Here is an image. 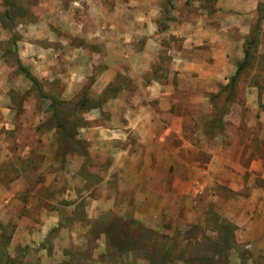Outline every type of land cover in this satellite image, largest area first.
Listing matches in <instances>:
<instances>
[{
  "label": "rangeland",
  "instance_id": "1",
  "mask_svg": "<svg viewBox=\"0 0 264 264\" xmlns=\"http://www.w3.org/2000/svg\"><path fill=\"white\" fill-rule=\"evenodd\" d=\"M174 1H167L169 10ZM187 1L185 9L193 13L199 30L194 33L196 72L226 57L235 70L245 48L250 64L231 97L223 87L234 70L220 80L177 79L169 70L182 44L179 37L168 36L167 49L154 64L160 68L150 72H167L156 85L158 94L150 96L137 86L132 90L138 97H123L124 111L122 104L96 111L98 121L113 132L124 130L120 122L131 118L140 104L148 119L141 126L144 138L118 134V142L108 148L111 156L106 146L65 141L53 126L50 98L61 102V120L77 132L85 116L96 114L93 107L79 106L83 98L97 101L88 96L92 80L65 90L62 77L71 74L64 77L63 65H58L56 75L50 72L39 80L49 97L43 99L17 71L16 62L18 43L31 40L32 31L39 50L46 49L51 30L62 38L72 14L102 6L103 0H9V17L0 0V106L9 109L0 114V172L5 173L0 175V264H264V0ZM45 70L41 64L34 67L36 74ZM144 82L152 85L149 76ZM117 83L134 86L131 80L111 83L101 105L115 94ZM54 139L58 169L78 165V158L66 162L63 155L84 149L78 176L61 171L47 189L35 193L16 187L15 167L26 164L21 159L24 146L41 153L50 150ZM92 145L97 148L90 149ZM36 157L29 167L41 166L38 153ZM111 167L119 173L111 174ZM42 208L60 209L59 224L37 232L32 226L35 233L27 239L31 230L22 235L17 228L22 220L38 219Z\"/></svg>",
  "mask_w": 264,
  "mask_h": 264
},
{
  "label": "crops",
  "instance_id": "2",
  "mask_svg": "<svg viewBox=\"0 0 264 264\" xmlns=\"http://www.w3.org/2000/svg\"><path fill=\"white\" fill-rule=\"evenodd\" d=\"M167 1L168 0H108L106 2V0H103L102 6L100 4L98 7L83 9L77 15L72 14L68 20L69 23L65 24L66 31L64 29L63 31H65L66 34H64L62 38L55 36L54 32L51 30V35L46 36L50 42L45 43L46 49L41 48V50H39L38 46H40V44L36 42V34L32 31V33H30L31 40L25 37L20 44L18 43V57L21 63L24 66H28L29 70L33 73L36 65L41 64V66H45L46 73H34L38 80H41L45 74L49 76L50 72L56 75L58 65H63L64 77L66 73L71 74L68 78L62 77L65 90L68 89L67 87L77 82L80 84V82L84 83L87 80H92L88 96L95 100L100 97L106 87L110 86V84L115 81L131 80L134 82V86H125L117 83L115 86V94L102 105L100 104V106L91 108L90 110L99 113L104 106L106 108L107 105L111 104H115L117 107L122 104V111H124L123 97L132 96V99L138 97L136 94L137 91L135 92L132 90L137 86H139V88L144 87L146 93L150 96H156L158 94L156 93V85H160L161 80L165 79L164 77L167 75V72L165 70L164 73H162L163 75L155 74L156 76H152L150 72H153L155 68H160V66L155 67L154 64L159 62V54L166 51L167 46L165 42L170 35H174L176 38L179 37V42L182 44L180 50L174 51L173 61L169 70L170 76H176L177 79L188 76L197 83L200 80H220L224 78L225 74L232 72L234 70V62L232 63L229 57H226L221 63L214 61L206 71L196 72L194 61V44L196 41L194 33H197L199 30L198 27L194 28V15L193 13L189 14L185 9V5H188V3H186L188 2L187 0H175V5L170 10L168 9ZM243 6L245 9L249 6L252 8V5L248 4H244ZM188 14L190 18L186 19ZM250 16L251 14L249 18H251ZM166 17L170 19L168 20ZM69 24L71 25L68 26ZM204 31L206 30L204 29ZM217 38L220 43L221 38ZM74 39L77 41L72 42ZM202 40L205 42L206 39ZM60 41H62V46L59 47ZM211 42L212 44L210 45L213 46L215 40ZM43 52L45 53L43 54ZM212 55L214 54L212 53ZM40 56H45V59H40ZM146 76H149L150 80H152V85L146 86L147 84L144 82ZM69 94L70 92L67 93V95ZM64 96L65 93H63L62 97ZM110 99L114 100L111 102ZM142 105L143 104H140L138 106L140 107L139 110H135L134 108L132 111L133 114L130 116L131 118L120 122V127L124 130L119 128L117 132L110 131L109 127L111 126L109 124L105 125V121L99 122L97 119V112L96 114H92V116H85L84 124L78 127V135L76 137L83 140L84 143L88 145L98 144L101 148L106 146L112 156L113 152L108 148L112 143L118 142L116 139L120 138L118 134L122 136L130 134V136L137 137L139 134L142 135L143 138L146 135L145 133L141 134V126H144L148 121V119L143 117L142 112H140L141 110L144 111ZM1 112L2 114H6L9 112V109L5 106H0V114ZM0 122L3 124L4 120ZM37 122V126L41 124L39 119ZM107 122L108 121H106V123ZM52 130H54V128H52ZM106 130L109 132H106ZM41 143L43 144V142ZM41 143L39 142V144ZM55 143V139L54 141L50 140V150H46L45 148L46 151H41V153L37 152L39 158L42 160L41 166L38 168L29 167L32 165L33 159L38 160L36 151L34 153L30 151L33 147L24 146L21 159L24 160L26 164L16 165L15 167L16 175H18V178L14 179L16 187L22 190H30L31 188L34 190L33 193H35L39 188L47 189L54 177L57 179L60 177L59 174L61 171H66L68 175L78 176L80 164L86 156H83V154L80 155L79 152L64 154L63 157L66 162L69 160L71 161L73 157L75 159L78 158L80 162L77 165L73 159V163L75 164L71 166L74 168L58 169L55 161ZM89 147L90 149L94 148V150L97 148L94 145ZM42 148L44 149L43 146ZM32 154H35L34 158H27ZM89 154L90 152H88V155ZM118 154L119 153L116 154L115 160H118ZM111 168V174L119 173L117 169ZM129 171L133 174L131 169H129ZM94 172V174H96V169ZM4 174L5 173L1 174L0 172L1 176ZM131 174L130 176H132ZM48 175L50 176L48 177ZM27 177H31V179ZM45 177H47L46 180ZM38 178H40L39 181ZM127 180H133V178L128 177ZM53 183H56L55 180ZM98 186H101V182L98 183ZM10 190L12 191L14 189L10 188ZM41 200H43V202L46 201L45 199ZM42 209H39L40 213L38 219H27L20 222V226L17 229H20L22 235H26V233L31 230V234L28 235L27 239H30V235L35 233L33 232L34 228L32 226H35L36 229L34 230L37 232L39 227L45 228L47 226L59 224V215L61 216L60 209H57V212H48V208H46V210ZM26 226L28 228H26Z\"/></svg>",
  "mask_w": 264,
  "mask_h": 264
},
{
  "label": "trees",
  "instance_id": "3",
  "mask_svg": "<svg viewBox=\"0 0 264 264\" xmlns=\"http://www.w3.org/2000/svg\"><path fill=\"white\" fill-rule=\"evenodd\" d=\"M3 1H4V5H5V14H6L5 16L9 17V15H10L9 14V9H10L9 8V4H10L9 0H3ZM13 48L15 49V41L14 40H13ZM249 57H250L249 49L245 48L243 59L236 63L235 70H234L233 74L230 76L228 84L223 87V90H226L227 94L230 95V97L234 93L235 86H236V83L240 77L241 72L246 67H248L250 64L249 63ZM16 62H17V71L22 73L25 76V78L27 80H29L34 85V87L37 89L38 93L40 94V96L43 99L49 100V97L44 94V92L40 86L39 80L20 62L19 57L16 58ZM110 89H111L110 86L106 87V89L102 92L100 97L98 99H96L97 101H95V102H91V99L83 98L82 100L79 101V106L80 107L83 106L86 108H88L89 106L93 107V108L99 106L100 103L105 100V98H103V96L106 95ZM59 105H61L60 101H55L54 99L50 98L49 110L51 112V117L54 121V125H53L54 128H56L58 131L61 132V134H62L61 136H63V139L65 141H70V143L75 145V146H81L80 139L76 138L77 133H78L76 131L77 128L74 129L70 126H67L61 120V118L59 116V108H58ZM41 125L42 124L38 125V128H42ZM80 126H78V127H80ZM73 145H71L70 148L66 149V152H68V150H71ZM77 151L80 154H83V156L86 155L85 151H84V149H82V147H80L79 150L77 149ZM12 264H15V263H12ZM18 264H27V263L22 262V263H18ZM152 264H164V263H152Z\"/></svg>",
  "mask_w": 264,
  "mask_h": 264
}]
</instances>
